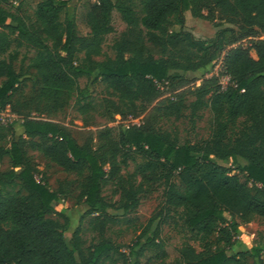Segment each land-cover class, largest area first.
<instances>
[{"label":"trees","instance_id":"obj_1","mask_svg":"<svg viewBox=\"0 0 264 264\" xmlns=\"http://www.w3.org/2000/svg\"><path fill=\"white\" fill-rule=\"evenodd\" d=\"M16 1L0 0V115L9 107L18 116L6 125L0 116V163H9L0 171V264H141L147 250L162 255L167 223L183 240L164 264H248V257L264 264V243L230 250L240 224L264 220V0H94L86 35L76 32L68 0L29 8ZM114 10L125 27L110 56L103 44L115 31ZM186 11L213 22L214 36L188 26ZM218 61V74L199 82L185 76ZM14 62L34 71L37 98L49 111L74 96L87 113L94 105L79 79L102 84L109 96L102 115L114 125L87 131L79 143L49 113L31 115L13 100L24 75ZM220 74L230 78L224 90ZM204 108L211 113L205 139L182 141L163 126L186 111L194 120ZM30 151L83 178L79 198L87 208L69 242L67 209L57 207L59 192L45 175L37 176ZM133 156L141 158L135 171L122 174ZM108 182L119 192L115 202L103 195ZM155 184L163 186L160 209L132 245L116 244L106 236L110 225ZM85 230L95 233L88 243Z\"/></svg>","mask_w":264,"mask_h":264},{"label":"rangeland","instance_id":"obj_2","mask_svg":"<svg viewBox=\"0 0 264 264\" xmlns=\"http://www.w3.org/2000/svg\"><path fill=\"white\" fill-rule=\"evenodd\" d=\"M19 1L20 0H17L13 5L17 6ZM36 1L37 0H21V6L22 8L34 7ZM93 2L94 0H68L70 10L75 20L76 32L80 35H86L89 31L85 14L89 4ZM214 17H216V15ZM185 21L188 26L194 28L197 33L205 37H213L217 30V28L213 26V22L193 17L189 11L185 12ZM214 22H220L222 27L229 26L227 23L217 19H215ZM112 24L115 31L106 37L103 44L104 54L110 56L113 55L110 48L112 39L125 27V23L122 21L120 14L115 10L112 12ZM242 44L243 46L247 45L246 42ZM251 54L254 55V52L251 51ZM216 65L217 63H214L207 66L205 69L187 72L185 76L187 78H196V81L199 82L202 77H209L210 73L215 70ZM14 68L24 73L23 83L13 96L16 105L23 104L26 106V110H30L33 116H41L43 118L49 113V117L53 120L67 126L79 143L83 142L87 131H95L106 124L109 126L114 125L113 122H108L107 118L102 115L103 105L105 100L109 97L102 84L92 83L91 79L84 77L79 79L80 87L87 90V100H92L94 105V108L87 113H81L78 110L74 101V96L66 98L63 108L53 112L49 111L52 108L48 104L41 103L37 98L39 85L34 82V71L32 69L27 70L26 62H14ZM161 90L164 92V96L168 94L164 86ZM189 100H192V97H189ZM36 108H38L39 111L35 110ZM199 115L198 118L193 120L189 117L188 111H186L180 119L163 121V126L172 133H175L182 141L197 142L207 138L211 130V113L209 110L204 108L199 111ZM0 116L1 122L5 125L12 121H18V116L14 114L9 107L2 112ZM132 120V122L135 123L134 121L138 120V118ZM15 128L19 129L18 124H15ZM0 144L4 143L0 142ZM29 156L36 166L37 176L41 174L45 175L49 187L59 192L61 200L57 207L60 209L61 206H63L67 209V215L71 222L68 229L64 232V237L66 241L69 242L71 233L78 225L81 215L87 208L83 199L79 198L80 185L83 178L75 173L65 172L61 167L48 161L36 151H30ZM140 161V157L133 156L128 160L127 166L122 169L121 173L124 175L131 174L135 171ZM228 165L232 167L231 160H229ZM8 167V159L5 157L0 163V171H4ZM103 195L106 200L111 202H115L119 199L117 187L112 182L105 184ZM162 200L163 186L160 184L152 185L151 189L141 193L139 205L135 210L124 214L120 213L119 221L110 225L109 230L106 232V236L112 239L116 244L126 246L132 245L147 220L158 212ZM50 216L55 217L54 215ZM83 224L86 226L87 222ZM94 236L95 233L93 231L85 230L83 233V238L87 243L92 240ZM161 240L164 250L162 255L160 256L154 251L147 250L140 258L141 264H164L165 262L173 261L178 256V249L183 239L182 234L178 232L172 223L163 225ZM262 243H264V220L255 219L250 223L240 224L239 232L235 237V244L230 250L234 252L248 250ZM247 262L248 264H258L256 259L251 257L247 258Z\"/></svg>","mask_w":264,"mask_h":264},{"label":"built area","instance_id":"obj_3","mask_svg":"<svg viewBox=\"0 0 264 264\" xmlns=\"http://www.w3.org/2000/svg\"><path fill=\"white\" fill-rule=\"evenodd\" d=\"M219 65H220V61L217 62L215 70L212 73H210L209 76H211L213 74H218ZM206 77H208V76H206ZM218 83L220 85V89L224 90L230 84L229 76L227 74H220L219 75V79H218ZM131 121H133V120L131 119ZM134 122L138 123V120H136Z\"/></svg>","mask_w":264,"mask_h":264}]
</instances>
